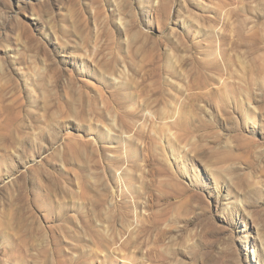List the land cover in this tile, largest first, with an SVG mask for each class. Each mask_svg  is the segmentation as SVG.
<instances>
[{"label":"rangeland","instance_id":"obj_1","mask_svg":"<svg viewBox=\"0 0 264 264\" xmlns=\"http://www.w3.org/2000/svg\"><path fill=\"white\" fill-rule=\"evenodd\" d=\"M0 264H264V0H0Z\"/></svg>","mask_w":264,"mask_h":264}]
</instances>
